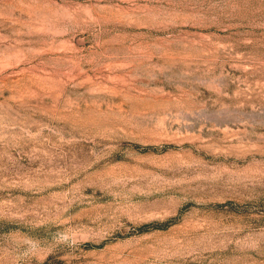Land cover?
<instances>
[{"label":"rangeland","instance_id":"1","mask_svg":"<svg viewBox=\"0 0 264 264\" xmlns=\"http://www.w3.org/2000/svg\"><path fill=\"white\" fill-rule=\"evenodd\" d=\"M0 264H264V0H0Z\"/></svg>","mask_w":264,"mask_h":264}]
</instances>
